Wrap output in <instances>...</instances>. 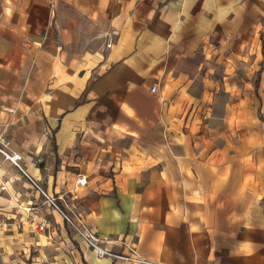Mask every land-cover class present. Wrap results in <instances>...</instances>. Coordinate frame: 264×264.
I'll return each instance as SVG.
<instances>
[{
	"label": "crops",
	"instance_id": "crops-1",
	"mask_svg": "<svg viewBox=\"0 0 264 264\" xmlns=\"http://www.w3.org/2000/svg\"><path fill=\"white\" fill-rule=\"evenodd\" d=\"M0 130L110 250L264 264V0H0ZM0 163L4 240L46 232L56 213ZM71 237L76 264H133Z\"/></svg>",
	"mask_w": 264,
	"mask_h": 264
},
{
	"label": "rangeland",
	"instance_id": "rangeland-1",
	"mask_svg": "<svg viewBox=\"0 0 264 264\" xmlns=\"http://www.w3.org/2000/svg\"><path fill=\"white\" fill-rule=\"evenodd\" d=\"M49 209L57 216L49 214L46 232L38 233L25 226L18 232H11L0 249V264H76L74 250L77 244L71 237L72 233H76L66 216L75 219L80 216L73 209L53 206H49ZM56 217L61 220L58 221ZM67 233L70 237H67Z\"/></svg>",
	"mask_w": 264,
	"mask_h": 264
},
{
	"label": "built area",
	"instance_id": "built-area-1",
	"mask_svg": "<svg viewBox=\"0 0 264 264\" xmlns=\"http://www.w3.org/2000/svg\"><path fill=\"white\" fill-rule=\"evenodd\" d=\"M111 47V43L108 45ZM154 93L157 91V87L153 86L151 89ZM0 156L2 157L3 161L10 162L14 167L19 169L25 176V178L31 182L32 186L40 192L41 195L44 196L45 202L49 206L56 207L60 209L57 200L51 196L47 195L41 188L40 184L32 179L27 171L22 167L21 162L23 160V156L18 152L13 150L12 141L8 137V135L3 131L0 130ZM88 181L84 178H79V184L81 186L87 185ZM7 190V182H6V175L4 172V167H2V163H0V195L3 194ZM28 213H31L33 210L26 208L24 209ZM68 223L72 226L73 230L83 241L88 245V247L97 253V256L100 259H111L113 261L119 262H127V263H141V264H149L147 261L141 259L138 254L130 249V253H116L108 248L109 244L116 243V239L113 237H102L94 230L90 229L87 223H85L82 218H70L66 216ZM14 227L12 219L8 217L2 208L0 207V247L4 243L5 235ZM35 230L45 231V226H36Z\"/></svg>",
	"mask_w": 264,
	"mask_h": 264
},
{
	"label": "clouds",
	"instance_id": "clouds-1",
	"mask_svg": "<svg viewBox=\"0 0 264 264\" xmlns=\"http://www.w3.org/2000/svg\"><path fill=\"white\" fill-rule=\"evenodd\" d=\"M239 248L242 251H251V242L241 241V242H239Z\"/></svg>",
	"mask_w": 264,
	"mask_h": 264
},
{
	"label": "trees",
	"instance_id": "trees-1",
	"mask_svg": "<svg viewBox=\"0 0 264 264\" xmlns=\"http://www.w3.org/2000/svg\"><path fill=\"white\" fill-rule=\"evenodd\" d=\"M53 142L56 144V140H55V139H54V141H53ZM54 149L56 150V145H55Z\"/></svg>",
	"mask_w": 264,
	"mask_h": 264
}]
</instances>
